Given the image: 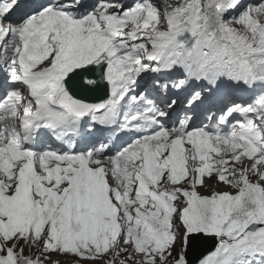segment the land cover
Masks as SVG:
<instances>
[{"label":"snow or ice","instance_id":"6c2138e0","mask_svg":"<svg viewBox=\"0 0 264 264\" xmlns=\"http://www.w3.org/2000/svg\"><path fill=\"white\" fill-rule=\"evenodd\" d=\"M0 264H264V0H0Z\"/></svg>","mask_w":264,"mask_h":264},{"label":"water","instance_id":"95a60500","mask_svg":"<svg viewBox=\"0 0 264 264\" xmlns=\"http://www.w3.org/2000/svg\"><path fill=\"white\" fill-rule=\"evenodd\" d=\"M197 250H199V251H197ZM197 250H196V252L191 254V258L195 259L201 255L207 254L206 247H204V246H202V247L200 246Z\"/></svg>","mask_w":264,"mask_h":264},{"label":"rangeland","instance_id":"374dc122","mask_svg":"<svg viewBox=\"0 0 264 264\" xmlns=\"http://www.w3.org/2000/svg\"><path fill=\"white\" fill-rule=\"evenodd\" d=\"M53 258L54 259H60L61 261H65L66 262V258H63V257H56V256H54Z\"/></svg>","mask_w":264,"mask_h":264},{"label":"bare ground","instance_id":"6f19581e","mask_svg":"<svg viewBox=\"0 0 264 264\" xmlns=\"http://www.w3.org/2000/svg\"><path fill=\"white\" fill-rule=\"evenodd\" d=\"M63 258H65V257H63Z\"/></svg>","mask_w":264,"mask_h":264}]
</instances>
